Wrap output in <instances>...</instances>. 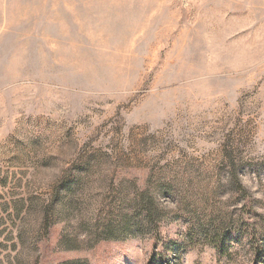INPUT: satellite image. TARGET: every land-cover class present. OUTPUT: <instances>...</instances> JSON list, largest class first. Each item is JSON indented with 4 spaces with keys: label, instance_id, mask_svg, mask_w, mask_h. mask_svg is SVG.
<instances>
[{
    "label": "rangeland",
    "instance_id": "rangeland-1",
    "mask_svg": "<svg viewBox=\"0 0 264 264\" xmlns=\"http://www.w3.org/2000/svg\"><path fill=\"white\" fill-rule=\"evenodd\" d=\"M264 264V0H0V264Z\"/></svg>",
    "mask_w": 264,
    "mask_h": 264
},
{
    "label": "trees",
    "instance_id": "trees-1",
    "mask_svg": "<svg viewBox=\"0 0 264 264\" xmlns=\"http://www.w3.org/2000/svg\"><path fill=\"white\" fill-rule=\"evenodd\" d=\"M158 262L159 264H171V262L169 260H166L165 258H160ZM149 264H153V261H151Z\"/></svg>",
    "mask_w": 264,
    "mask_h": 264
}]
</instances>
